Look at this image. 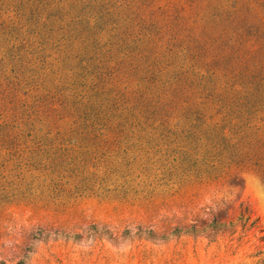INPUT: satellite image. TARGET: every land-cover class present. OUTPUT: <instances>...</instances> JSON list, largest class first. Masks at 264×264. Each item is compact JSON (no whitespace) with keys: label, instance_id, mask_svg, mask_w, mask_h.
<instances>
[{"label":"rangeland","instance_id":"374dc122","mask_svg":"<svg viewBox=\"0 0 264 264\" xmlns=\"http://www.w3.org/2000/svg\"><path fill=\"white\" fill-rule=\"evenodd\" d=\"M191 1L0 0V82L25 67L23 100L56 89L75 113L85 94L83 107L106 115L143 91L157 105L150 121H123L136 133L0 138V264H264V177L210 161L198 139L220 110L213 55L247 47L226 73L248 66L263 88L264 51L234 20L235 0ZM257 1L242 0L264 21Z\"/></svg>","mask_w":264,"mask_h":264},{"label":"trees","instance_id":"16d2710c","mask_svg":"<svg viewBox=\"0 0 264 264\" xmlns=\"http://www.w3.org/2000/svg\"><path fill=\"white\" fill-rule=\"evenodd\" d=\"M195 1H191V3L193 4ZM235 4V11H230L234 20L237 16L241 22L243 21V25H246L254 36L252 39L255 46L259 48L258 50L264 51V21L258 19L259 15L251 12L250 8L249 10L246 9L242 0H235ZM261 7L264 10V3L261 4ZM219 10L226 11L222 6ZM71 34L74 33L71 32ZM202 34L205 37L203 31ZM213 41H218V36L213 38ZM143 42H146V44L150 42L147 40V36H144ZM111 45L114 48L116 46V49L120 48L118 42ZM235 45H230V48L233 49ZM221 46L222 43L218 45V47ZM226 46H229V44ZM86 47L84 46V48ZM210 47L209 44L202 45L199 46L201 52H196L191 48H189V51L190 53L193 52V55L198 58L201 54H208ZM218 47L215 49H218ZM114 48L110 49L109 52H117ZM239 48L242 52L235 50L233 55L223 52L221 56L220 51L213 55L214 66L209 68L207 72H210L214 79L213 88H209V90L215 91H212L209 96L214 102L218 103L220 110L216 112V116H209L208 120L205 119L203 127L200 129L201 136H198V139L202 140L201 147L205 148L207 153H210L208 156L210 161H212L211 153H215V155H218L215 161L253 166L264 177V102H260L264 100V87L261 88L259 83L255 81V76L252 78L251 75L242 73L248 69V66L236 68L237 73H233L232 76H228L226 73V70H232L235 62L243 63L242 60H245L244 53L247 47L240 45ZM247 51L253 54V50L248 49ZM234 53H237V55L234 56ZM197 61L199 62V60ZM201 68L202 66H197V69L200 70ZM26 70L23 67L18 73L24 74L23 76L29 81V74ZM189 71L187 69L182 72L184 78H187V75L190 74ZM140 72H146V68ZM195 74H200V76L197 78V82L193 83V86L201 87L203 83H208L209 79L200 71ZM24 77L23 79L17 77L9 84H7L8 79L5 82L3 81L5 80L4 77L0 82V102L6 111L8 110L7 114H3L0 108V138H17L32 133H43L45 135L57 133L63 136H119L137 132L133 125L129 127L123 125V121L129 122L134 119L150 121L154 119L157 113L153 109L157 106L156 103L155 105L151 104L154 100L152 96H149L151 93L147 97L145 96L147 92L143 91L138 92L141 93L139 96L112 105L111 111L106 115L103 113L106 107L103 110L99 107L95 112H89L87 105L83 107V103H87V100L80 99L85 98V94L77 95L76 99L83 103L79 104L75 101L78 107V109L75 108V113L69 108L70 105L65 92L56 89H48L45 92V88H42L43 92L29 95L28 98H33L32 102L25 101L20 97L19 89L21 83L22 87L28 86L23 81ZM143 77L147 80V76ZM148 81L165 84L163 80L149 79ZM187 81L186 79L185 82ZM239 86L241 89L238 88ZM203 88L205 89L204 86ZM89 104L90 106L93 105V100ZM121 106L123 107L120 109Z\"/></svg>","mask_w":264,"mask_h":264},{"label":"bare ground","instance_id":"6f19581e","mask_svg":"<svg viewBox=\"0 0 264 264\" xmlns=\"http://www.w3.org/2000/svg\"><path fill=\"white\" fill-rule=\"evenodd\" d=\"M258 187V186H257ZM260 187V186H259ZM254 188L256 189V191H257V193L259 194V196H260V199H261V201H262V203L264 204V191L261 189V188H256L255 186H254ZM257 194V195H258ZM259 199V198H258Z\"/></svg>","mask_w":264,"mask_h":264}]
</instances>
